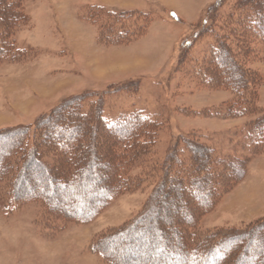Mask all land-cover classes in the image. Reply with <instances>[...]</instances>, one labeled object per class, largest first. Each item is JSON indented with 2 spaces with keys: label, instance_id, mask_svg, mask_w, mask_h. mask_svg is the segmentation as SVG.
<instances>
[{
  "label": "rangeland",
  "instance_id": "374dc122",
  "mask_svg": "<svg viewBox=\"0 0 264 264\" xmlns=\"http://www.w3.org/2000/svg\"><path fill=\"white\" fill-rule=\"evenodd\" d=\"M94 5L107 7L105 11L115 16L106 15L97 24L86 20L88 8ZM240 6H245V0H23L22 10L28 22L11 32L8 41L13 52L0 60V131L33 129L40 117L60 103L87 96L89 103L101 99L102 116L108 125L133 114L150 120L154 139L149 137L152 141L148 155L128 170L130 184L115 192L107 206L89 220L55 213L40 201L10 202L9 188L5 181L0 182V264H118L115 259L121 264H144L147 256H159L151 254L147 244L155 227V240L161 247L173 249L170 243L162 242L166 229L189 222L208 199L205 193L198 198L188 195L184 188L180 193L182 204L173 198L159 203L160 210L154 216H159L161 222L153 219L152 229L135 234L127 249L117 247L126 244L125 237L117 239L113 235L136 220L144 222L142 215L154 203V191L160 185L159 167L165 164L176 142L180 162L190 166V155L182 144L185 140L214 149L220 160L241 159L245 170L242 179L199 216L195 230H187L196 233L193 249L199 248L200 239L206 235L243 230L264 220V152L251 155L246 141L248 121L255 116L217 117L215 112L228 107L234 96L229 90L211 85L209 79L201 82L199 77L209 62L212 70L222 72L214 57L218 41L234 56L243 49L245 32L236 21L243 15L244 22L240 23H244L245 30V9ZM140 11L147 16L137 14ZM101 23H105L104 29L110 28L118 35L109 42L120 44L100 41ZM121 29L123 36L119 35ZM246 66L260 75L254 108L263 111L264 50L257 49ZM63 133L67 138L73 135L62 124L50 130L48 137ZM106 133L98 137L102 153L83 188L86 197L94 195L95 185L109 179L112 167L104 165L105 147L124 135L108 133L109 139ZM7 142L0 140V146ZM51 158L47 156L44 162L50 163ZM209 171L217 174L222 169L216 166ZM27 174L25 187L39 189L43 185L35 166L27 169ZM56 183L59 181L47 185L50 195L63 204L71 202V193L57 189ZM94 198L101 200L102 194L95 193ZM87 210L81 206L78 216ZM110 235L119 242L107 247L110 256L115 257L109 261L92 246L100 245ZM214 241L208 240L207 245ZM230 242L235 245L236 241ZM248 248L242 252L251 260L241 264H256L257 240L248 243ZM120 250L123 254L117 257ZM233 255L228 258L229 264L237 262ZM216 260L213 256L204 264ZM176 261L168 256L163 264Z\"/></svg>",
  "mask_w": 264,
  "mask_h": 264
},
{
  "label": "trees",
  "instance_id": "16d2710c",
  "mask_svg": "<svg viewBox=\"0 0 264 264\" xmlns=\"http://www.w3.org/2000/svg\"><path fill=\"white\" fill-rule=\"evenodd\" d=\"M22 2L23 0H0V60L10 57L13 52V45L8 41L11 32L18 25L28 22L22 10ZM106 9L107 7L103 5L91 6L84 17L97 24V21L103 22L106 15L115 16L105 11ZM239 9H245V30L243 29L244 23H240L244 22L243 15L236 20L239 22L237 25L242 32H245V45L241 44L243 49L237 51L238 54L234 56L222 41H218L215 48H218L217 54L214 57L216 56V63L223 68L222 72L212 70V65L209 62L201 69V75L198 76L201 78V82L204 79H209L212 81L211 85L229 90L234 96L228 107L220 112H215L217 117L255 116L254 119L248 121L246 141L252 151L251 155H257L264 152V110L257 111L254 108L258 95L255 87L259 82L261 83V78L258 72L247 68L246 64L257 49L264 50V0H245V6H240ZM137 14L147 16L141 11ZM232 19L233 17L229 19L230 22ZM104 24H100L102 32L100 41L103 44H120L117 43L118 41L109 42V39H117L118 35L109 30L110 28L104 29ZM231 25L233 26V23H230L229 26ZM247 26L251 29H248ZM146 27H148V23ZM119 35L123 36L122 29L119 30ZM89 102L87 96L75 97L60 103L48 115L40 117L35 122L33 129L17 127L0 131V140H9L7 144L0 146V182H6L11 193L10 202L40 201L55 213L89 220L107 206L108 199L115 192L130 184L127 176L128 170L133 163L148 155L152 141L149 137L154 139V129L151 125L153 122L138 114H133L108 125L102 116L101 99ZM86 105L88 109L85 111L84 106ZM66 118L68 121H64ZM62 124H66L70 128V132L73 133L71 138H67L63 133L49 139V131ZM103 131L107 132L106 136L108 133L124 135L116 142L111 140L112 142L105 147L104 165L110 164L112 170L109 179L103 185L93 187L94 195L95 193L102 194L101 200H97L94 195L84 196L83 188L88 185L91 170L102 153L97 144L98 137H101ZM106 138L111 139L108 136ZM185 141L182 144L186 145L184 147L190 155V166L185 165L184 161L180 162L178 158L180 149L176 142L167 155L165 164L159 167L162 173L160 185L156 192L154 191V203L152 202L142 215L144 222L136 220L134 224L114 234L113 237L117 239L125 237L126 240V244L123 242L117 247L127 249L134 241L135 234L152 229L153 219L157 223L161 222L159 216H154L155 212L160 210L158 204L173 199L178 205L182 204L180 193L184 188H187L188 195L199 198L202 193H205L208 199L203 201L202 205L193 213L189 222L182 225H171L166 229V232L164 231L162 242L165 245L166 242L170 243L174 247L173 249L161 247L155 240L158 234L157 227L154 228L156 232H151V240L147 244L151 254L157 253L159 256H147L144 259V264H163L168 256L174 261L178 260L179 263L176 261V264H204L206 259L213 256H216L217 260L209 264H229L228 258H232L233 254L237 257L236 264H241L251 260L242 251L249 250L248 243L253 240H257L256 264H264V220H259L243 230L206 235L200 239L199 248L193 249L192 243L196 233L187 230H195L199 216L209 211L219 196L226 194L238 183L245 170L244 162L241 159L223 158L224 160H220L214 149ZM47 156H52L50 163L44 162ZM31 166H35L41 173L43 185L39 189L23 185V181L28 175L27 169ZM216 166L221 167V173H210L209 170ZM51 181H59L55 187L67 190L68 193H71L73 200L63 204L58 198L51 196L47 186ZM217 184L222 187L219 188ZM229 184L230 186H226ZM81 206L88 210L82 216H78L77 212ZM166 214L170 219L169 213ZM167 233L169 234L167 235ZM136 236L138 237V235ZM110 237L112 236L110 235L100 245L92 246V249L106 260L115 259L110 256L107 247L114 246L119 242H114ZM210 239L215 241L207 245V241ZM230 241H236L235 245ZM221 250L224 252L222 253ZM120 252L121 250L117 252V257L123 254ZM116 260L119 261L118 264H121L119 259ZM183 261L185 262L183 263Z\"/></svg>",
  "mask_w": 264,
  "mask_h": 264
}]
</instances>
